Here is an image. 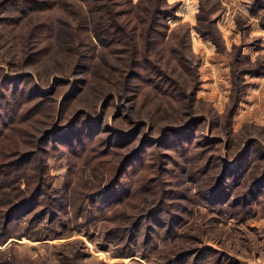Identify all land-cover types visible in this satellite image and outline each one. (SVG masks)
I'll list each match as a JSON object with an SVG mask.
<instances>
[{"label":"rangeland","instance_id":"rangeland-1","mask_svg":"<svg viewBox=\"0 0 264 264\" xmlns=\"http://www.w3.org/2000/svg\"><path fill=\"white\" fill-rule=\"evenodd\" d=\"M76 1L0 0V264H264V0H166L127 84L120 61L104 81L94 46L74 70L80 1L98 41L94 0Z\"/></svg>","mask_w":264,"mask_h":264},{"label":"trees","instance_id":"trees-1","mask_svg":"<svg viewBox=\"0 0 264 264\" xmlns=\"http://www.w3.org/2000/svg\"><path fill=\"white\" fill-rule=\"evenodd\" d=\"M76 1V0H75ZM129 1V2H128ZM62 2V0H54L52 7H56ZM77 2V1H76ZM93 9L91 6V10L93 11V14L95 13V16L97 18L96 23L93 21V28L97 29V42H92L91 38L89 36L84 37L83 34H79L78 32L80 30H83L85 28L90 27L88 25L89 23V17H87V14L84 13L85 6L81 3V6H77L75 8H71L73 10L74 15V22H69L67 26V39L64 40L66 43H68V47L65 49V51L68 53V58L71 60H74V70H78L81 66L83 61L86 58V54L88 53V48L85 45L94 46V48L99 49V55H98V61L96 62V65H100V67H103L106 69V73L104 74V81L110 82L111 79L108 75L113 74V70H115L113 66V61H120L123 65V69H119L118 71L124 72V78L123 82L124 84H127L130 82L129 79H127V76L129 77L130 73H133L135 71L136 65L141 64V62H138V59L141 57H145L146 59L150 56H153L155 54V43H154V37L156 34V29L158 26V23L160 22V19L164 18L165 20L172 16L175 17V5L170 6L166 5V0H138L137 3H133V0H126L127 5L130 7V11H123V9H120V11H116L117 7L121 6L120 3H117V0H94ZM68 3L65 2V5L68 6ZM165 6H170L168 10L164 11ZM87 8V6H86ZM111 9V10H110ZM164 11V12H163ZM86 12V10H85ZM202 17V16H201ZM200 17V19H201ZM92 22V21H91ZM167 22V21H166ZM203 22V21H202ZM136 29L134 28V24ZM204 23L201 25V20H199V24L197 25V29L201 32V34L205 38H211L213 41H215L218 45H220L219 37L217 36V32L214 29V22L210 23V26L214 30L211 31V33H206L202 26H204ZM166 24V23H165ZM167 27V26H166ZM101 28L103 31H101ZM169 28V26H168ZM164 34L163 38L167 41L171 37V33ZM64 31V30H63ZM122 34V39L118 37V34ZM116 38H114V36ZM123 44L124 50L122 51V56L114 58L117 54V51L115 49V44ZM180 44L182 46V53L186 50V47H188V39L185 35H183L180 39ZM240 57H242V52H240ZM182 59L179 58V62L183 65V67H190L192 65L191 59L183 53L181 56ZM185 61L188 63H185ZM152 68H148V71L153 74H160L163 78H167L168 82L171 83V86L173 88H177L174 81H180L178 78L174 76V71H168L165 70L162 73H156L157 71L161 70L162 67H158L152 63ZM62 70H65V73H71L73 71V68H71L70 71H67L62 67ZM261 68H264L263 65ZM246 72L242 71V74L244 75ZM108 74V75H107ZM196 74V75H195ZM192 76L194 77L196 82L195 85L190 86L189 88H194V90L197 88L198 78H197V72ZM130 78V77H129ZM243 78V77H242ZM184 79V78H183ZM171 80V81H170ZM187 80L183 81V89L185 86L188 85L186 82ZM244 83V82H243ZM236 85L237 82H234V88H233V100H234V110H236L238 103L240 102L241 98L240 95L243 91V95L245 92V87L240 91H238V94L236 97H234V92H236ZM127 87H124L122 89V94L126 90ZM116 95H113V97ZM194 103V101H192ZM193 105V104H192ZM234 110H230L233 112ZM37 114L41 115V112H38ZM79 115V113H78ZM55 118V116H54ZM76 118H78L76 116ZM31 120V123L39 122L41 123L43 120L36 119L32 120L31 117L29 118ZM73 124V122L71 123ZM22 131L21 137H24V129L27 130V128L23 125L20 128ZM52 129L48 132L47 136L52 133ZM39 135V134H38ZM26 136V135H25ZM35 136V135H34ZM45 137V136H44ZM47 138V137H46ZM40 140V141H39ZM42 140H45L44 138L35 137V143L40 144L43 142ZM22 140H19L18 142H21ZM16 142L15 144L17 145ZM13 148V145L11 146ZM31 154H34V152L30 153V155H25L23 159L26 160V158H29ZM115 184V183H114ZM113 185V184H112ZM111 186V185H110ZM103 190V189H102ZM100 190L96 194L97 196L102 195L103 191ZM4 216H6V212L2 213ZM5 217V221H6ZM137 225V224H136ZM205 248L197 250H189L182 254V256H185V254H198V257L201 253H204Z\"/></svg>","mask_w":264,"mask_h":264},{"label":"bare ground","instance_id":"bare-ground-1","mask_svg":"<svg viewBox=\"0 0 264 264\" xmlns=\"http://www.w3.org/2000/svg\"><path fill=\"white\" fill-rule=\"evenodd\" d=\"M187 3H188V1H187ZM187 5V4H186ZM193 34H194V32H193ZM197 36V35H196ZM195 39H196V37H195Z\"/></svg>","mask_w":264,"mask_h":264}]
</instances>
